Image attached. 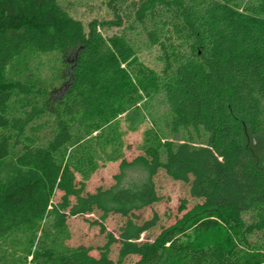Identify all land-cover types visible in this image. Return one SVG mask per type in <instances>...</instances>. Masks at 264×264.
Instances as JSON below:
<instances>
[{
	"label": "trees",
	"instance_id": "16d2710c",
	"mask_svg": "<svg viewBox=\"0 0 264 264\" xmlns=\"http://www.w3.org/2000/svg\"><path fill=\"white\" fill-rule=\"evenodd\" d=\"M107 2L113 20L93 18L85 29L57 0H0V238L8 244L0 264L27 256L30 264H111L104 250L92 256L66 243V216L93 210L126 216L117 262L129 254L132 264H264V247L242 250L234 240L264 238V153L249 161L264 138V0ZM122 23L110 35L100 30ZM131 34L158 47V70L138 60ZM157 93L164 125L145 128L142 153L126 161L115 120L124 112L136 128L138 101ZM118 158L114 182L83 191L75 173ZM159 169L200 202L142 241L155 216L132 217L156 200ZM214 230L223 236L202 244Z\"/></svg>",
	"mask_w": 264,
	"mask_h": 264
},
{
	"label": "rangeland",
	"instance_id": "374dc122",
	"mask_svg": "<svg viewBox=\"0 0 264 264\" xmlns=\"http://www.w3.org/2000/svg\"><path fill=\"white\" fill-rule=\"evenodd\" d=\"M108 0H57L66 9L70 16L80 18L81 23L86 29L87 23L91 19L97 21L106 19L113 20L114 14L108 9ZM111 20V21H112ZM113 23V22H112ZM122 25H110L109 28L103 30V34H113V32L121 31ZM135 47L137 50L135 52L138 56V60L144 62L146 65L152 69L159 68V62L156 57H158L159 49L155 46H149V43L145 41L142 34H131ZM73 51L65 52V56L68 61L72 60ZM67 72V71H66ZM69 73V72H68ZM67 79L61 83V87L53 90L52 97L57 98L61 91L66 87ZM143 98L138 101V105L142 107L144 111V119L139 123V126L129 130L128 125L125 122L124 112L120 113L117 117L119 127L122 130L121 138L122 140V156L126 161H130L135 155L141 154L142 151L139 150L138 144L142 140V132L145 128L151 126L152 128L162 125L164 121L165 105L162 101V96L157 93L154 95H144ZM164 125V124H163ZM165 131V135L168 132ZM252 151L250 153V162L255 164L259 161L261 155L264 153V138H261L253 145H251ZM118 160H105V162L97 161L95 168L85 176L81 173H75V179L82 181L83 191L92 192L96 187L104 188L110 183L114 182L113 175L117 173L119 168ZM264 164V163H263ZM154 183V190L156 194V200L147 204L144 208H139L134 210V216L132 220L137 223L144 222L148 218L155 216L154 224L148 227L143 232H140L138 239L142 241H149L158 235L162 227L168 224L174 223L176 217L180 216L181 213L188 210L194 203H199L200 199L192 196L188 190V184L181 181L180 179L172 178L163 169L157 170V172L152 176ZM60 192L56 190L54 192L53 199L56 200L59 197ZM180 202L186 204L185 209L178 210ZM126 216L118 215L114 212H108L105 217L100 218V213L98 210H93L90 213H81L80 215H67L66 222L68 223L69 236L66 243L70 245L85 244L89 247V254L92 256H97L100 250H104L106 256L111 258V264H132L135 262L137 255H125L117 262V251L119 250L118 243V232L125 221ZM108 233L115 237L114 240L108 242ZM223 236L222 230L212 231L207 233L205 239L201 240L204 243H214L217 242ZM192 232H187L185 235L179 237V240L183 244L190 243L192 240ZM235 243L239 249L251 248L254 252H259L264 247V238L258 232H250L242 234H237V238H234ZM7 241L0 238V248H6ZM17 252L16 254H18ZM25 264H30L29 256L26 258Z\"/></svg>",
	"mask_w": 264,
	"mask_h": 264
}]
</instances>
